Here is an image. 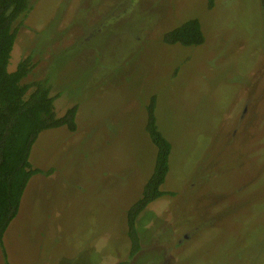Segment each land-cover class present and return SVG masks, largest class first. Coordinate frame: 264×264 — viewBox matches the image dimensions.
<instances>
[{
  "label": "rangeland",
  "instance_id": "1",
  "mask_svg": "<svg viewBox=\"0 0 264 264\" xmlns=\"http://www.w3.org/2000/svg\"><path fill=\"white\" fill-rule=\"evenodd\" d=\"M189 18L200 44L162 41ZM14 25L7 69L29 55L23 81L46 78L55 114L76 111L73 131L44 129L30 147L43 171L3 232L9 263L264 264V0H29ZM151 96L170 193L137 214L129 258Z\"/></svg>",
  "mask_w": 264,
  "mask_h": 264
},
{
  "label": "trees",
  "instance_id": "2",
  "mask_svg": "<svg viewBox=\"0 0 264 264\" xmlns=\"http://www.w3.org/2000/svg\"><path fill=\"white\" fill-rule=\"evenodd\" d=\"M28 9L29 0H0V253L4 264L11 263L6 259L2 243L3 232L17 212L28 179L43 171L31 166L28 160L32 143L44 129L59 126H64L69 131L75 129V105L68 106L61 115H56L46 78L23 81L33 67L29 55L18 60L12 70L7 69L17 28L14 23ZM162 41L167 44H200L203 35L198 20L186 19L166 31L162 35ZM153 109L154 97L151 96L146 105L144 130L155 148L154 160L140 196L125 210L126 235L130 242L129 256L139 249L134 224L137 214L150 201L170 193L160 188L168 170L170 144L156 126Z\"/></svg>",
  "mask_w": 264,
  "mask_h": 264
},
{
  "label": "flooded vegetation",
  "instance_id": "3",
  "mask_svg": "<svg viewBox=\"0 0 264 264\" xmlns=\"http://www.w3.org/2000/svg\"><path fill=\"white\" fill-rule=\"evenodd\" d=\"M247 102V101H246ZM245 105V104H244ZM244 109V110H243ZM245 109H246V106L242 108L241 112H240V115H239V118H241L242 114L245 112ZM179 241V239H178ZM135 253H133L132 255H130L129 258H131Z\"/></svg>",
  "mask_w": 264,
  "mask_h": 264
}]
</instances>
